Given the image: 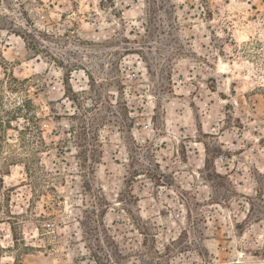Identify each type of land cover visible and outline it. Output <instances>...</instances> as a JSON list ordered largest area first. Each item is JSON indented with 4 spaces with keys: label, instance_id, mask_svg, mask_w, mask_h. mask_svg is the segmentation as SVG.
<instances>
[{
    "label": "rangeland",
    "instance_id": "rangeland-1",
    "mask_svg": "<svg viewBox=\"0 0 264 264\" xmlns=\"http://www.w3.org/2000/svg\"><path fill=\"white\" fill-rule=\"evenodd\" d=\"M0 264H264V0H0Z\"/></svg>",
    "mask_w": 264,
    "mask_h": 264
},
{
    "label": "built area",
    "instance_id": "built-area-1",
    "mask_svg": "<svg viewBox=\"0 0 264 264\" xmlns=\"http://www.w3.org/2000/svg\"><path fill=\"white\" fill-rule=\"evenodd\" d=\"M193 152H194V150H193ZM228 159V155H225V154H222V155H220V157H219V161H224V160H227Z\"/></svg>",
    "mask_w": 264,
    "mask_h": 264
}]
</instances>
